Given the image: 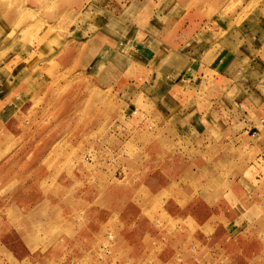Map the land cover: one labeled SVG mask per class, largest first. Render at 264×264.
<instances>
[{"label":"crops","instance_id":"1","mask_svg":"<svg viewBox=\"0 0 264 264\" xmlns=\"http://www.w3.org/2000/svg\"><path fill=\"white\" fill-rule=\"evenodd\" d=\"M97 2L101 23L94 26L88 19L65 33L54 32L62 52L43 70L50 79L59 69L82 79L90 76L98 88L119 87L115 91L129 99L145 89L148 117L132 131L148 139L135 140L130 155L123 150L126 139L113 133L105 142L68 136L60 142L66 146L60 155H70L74 144L93 146L98 159L105 153L113 168L104 172L101 161L87 154L92 166L83 162L70 172L54 168L57 159L49 155L62 138H43L49 158L33 159L31 168L11 175L5 168L19 153L15 145L25 138L24 128L19 121L13 129L1 123L0 194L7 201L0 205V264L31 262L5 224L31 253L59 254L56 264H80L86 252H73L72 245L99 246L108 225L116 232L113 264H264V175L257 171L252 186L244 178L248 167L252 173L253 167L259 169L264 146V13L237 10L220 21L217 8L224 0ZM79 41L86 64L64 63L63 52ZM106 49L112 50L109 61L101 55ZM99 60L102 69L96 72L91 66ZM91 125L100 127L99 122ZM259 149L244 171L236 167L245 160L243 152ZM221 161L232 163L230 170H220ZM15 176L18 180L11 182ZM117 186L129 193L148 187V203L142 205L139 198L134 205L137 216L152 211L144 230L137 231V221L124 216V198L116 204L97 202ZM92 207L99 217L92 216ZM53 245L60 250L50 249Z\"/></svg>","mask_w":264,"mask_h":264},{"label":"rangeland","instance_id":"2","mask_svg":"<svg viewBox=\"0 0 264 264\" xmlns=\"http://www.w3.org/2000/svg\"><path fill=\"white\" fill-rule=\"evenodd\" d=\"M97 1L0 0V124L2 123V125L12 128L16 127L19 121V127L24 128L25 135V138L22 136V139L16 140L17 144L15 146L16 149L18 148L19 153L15 154L14 158L7 164L5 173L10 172L11 175L16 174L18 171L22 173L23 170L33 166L34 160L42 156L41 161L43 162L49 158V155L55 156L54 159H57L53 165L54 168L59 171L67 168L72 172L75 169H81L80 166L83 162L92 166L86 159L87 154L94 156V161H101L104 172H109L113 168L108 163L109 161L106 159L108 155L105 153L98 159L97 151H95L93 146L82 149L78 143L69 146L70 155L64 153L60 155V152L66 147L65 144L60 142L68 136L78 138L79 141H82V139L93 141V139L100 138L105 142L108 135L113 133L119 139H126L124 140L126 143L123 146V150L133 155L136 149L135 140L143 141L148 139V135L144 133L138 134L139 137H135L134 131H132L136 126L144 124L148 117V92H145V89L138 88L137 93L132 99H129V97L120 94L123 91H119V93L115 91L119 87L112 88V90L109 87L106 90L98 88L94 84V79H90V76L82 79L80 75L70 76L69 73L66 74L64 70L59 69L60 71L57 72V75H53L50 79L43 70V64L62 52V40L58 37L59 33L54 35V32L65 33L66 29L72 26L75 29V26L81 25L88 19L94 26L101 23L103 11L96 5L100 4ZM223 3L217 8L220 11L219 15H221L220 21H223L226 12L231 13L237 10L253 11L258 8L261 14L264 13V0H224ZM203 8L208 9H203L208 14L207 11H210V9L206 6ZM231 25L232 22H229V27ZM50 33H52L51 38L48 41H42V43L41 40ZM70 33L72 34V32ZM88 52L91 55L93 54L92 51ZM103 53L101 54L103 60L109 61L112 56V50L106 49ZM95 54L96 52L94 51ZM61 58L64 63L86 64L87 62V59L81 54L80 41L78 44H69ZM99 63L100 60L98 64L91 66L96 72L102 69ZM127 89H125V93H128ZM6 96L10 97L7 98ZM11 98L12 100H10ZM31 102V108L29 110L26 109V106ZM38 108L39 111L36 113ZM40 110H43V112L40 113ZM95 122H99V128L91 125ZM49 123H54L55 127L51 126L49 128ZM57 136L62 139L52 148L53 153L46 156L48 145L46 143L45 145L42 144L41 139ZM35 138L39 140L35 142ZM178 143H176V146H178ZM260 151L259 149L243 152L242 157L244 156L245 160L241 159L236 167L244 171L245 165L248 163L249 166L251 160H256ZM263 154L264 146L262 161L259 160V169L253 167V173L252 168L249 169L248 167L245 170L246 176L244 178L248 182H246L247 186L256 184L257 180L251 183L250 179L254 178V174L257 171L263 172L264 175ZM172 164V167L176 169L177 164ZM230 166H232V163H228V161H221L217 164V167L222 171L230 170L228 169ZM233 169H235V166ZM2 174H4V171L0 172V185ZM23 178L26 179L25 177ZM17 180L18 178L15 176L11 182ZM125 188L117 186L114 192L107 194L108 196L105 193L102 194L100 199L103 201L97 202L103 204L113 201L112 203L116 204L117 202L122 203L124 198L123 214L137 221V231L140 232L146 228V217L152 211L148 210L147 216H137L138 211H135L134 205L139 204L137 201L139 198L142 199L140 202L142 205L148 203V187L140 186L134 193L132 191L129 193V191L124 190ZM23 193L25 195L28 194ZM22 196L24 195L22 194ZM30 196L31 194L28 195V197ZM3 201L6 202L7 199ZM3 201L0 194V205ZM94 208L92 207V216L99 217L100 211L97 210L95 212ZM4 228L10 238L14 240V244L24 253H29L31 262L25 263L22 261L21 264H56V261H60L57 260L59 254L48 255L46 253L48 252L47 249L31 253L23 242L18 239V234L10 225L5 224ZM109 229L116 236L113 225L106 226L104 233ZM54 248H58V251L60 250L58 245H53L50 249ZM71 249L73 252H78L80 249L85 250V257H83L80 264H103L105 262L102 260L103 257L107 258L101 253L99 246L96 245L90 248L84 246L83 248L80 244H74ZM117 258L113 254L114 262H116ZM26 260L28 261V259ZM115 264H132V262L123 260L121 263L116 262Z\"/></svg>","mask_w":264,"mask_h":264},{"label":"built area","instance_id":"3","mask_svg":"<svg viewBox=\"0 0 264 264\" xmlns=\"http://www.w3.org/2000/svg\"><path fill=\"white\" fill-rule=\"evenodd\" d=\"M264 123V119H262ZM256 131H253L252 134L255 135ZM260 161L262 159L260 158ZM115 241V233L112 230H107L105 232L104 238L99 242V248L103 255L107 256L103 264H113L112 259L109 258L113 251Z\"/></svg>","mask_w":264,"mask_h":264}]
</instances>
